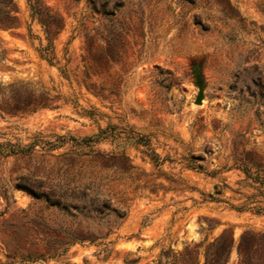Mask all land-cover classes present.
Wrapping results in <instances>:
<instances>
[{
  "label": "rangeland",
  "instance_id": "1",
  "mask_svg": "<svg viewBox=\"0 0 264 264\" xmlns=\"http://www.w3.org/2000/svg\"><path fill=\"white\" fill-rule=\"evenodd\" d=\"M0 264H264V0H0Z\"/></svg>",
  "mask_w": 264,
  "mask_h": 264
},
{
  "label": "trees",
  "instance_id": "2",
  "mask_svg": "<svg viewBox=\"0 0 264 264\" xmlns=\"http://www.w3.org/2000/svg\"><path fill=\"white\" fill-rule=\"evenodd\" d=\"M41 23L45 26V31H46V35H47V40H48V44L44 47L41 48L43 51H45L44 55H47L48 50L50 49V47L53 46V39H52V28L51 25L48 24L47 21L41 19L40 20ZM61 28V27H59ZM125 158H127V156H125ZM79 190V189H78ZM78 194V191H77ZM79 194H85V191H80ZM37 196H41V194H37ZM81 195V196H82ZM47 198L51 201V198L49 195H46ZM53 204H58L59 201H53ZM99 212H105V215L107 216L110 213H115L117 217H121L124 216L126 213L124 210H122V208L118 207V206H111V202L110 199H104L103 204L97 209ZM112 229H109L108 232H106L105 234L101 235V236H92L91 233L88 232H84L83 230H79L77 232H75L74 234H72L70 240L68 242H66L67 244L71 245L74 244L76 242L79 241H85V240H97L99 237H107L109 235V233L111 232ZM257 233L254 232H246L244 234H242L241 236V240L240 243L238 245V252L240 255H242L243 252H251V249L253 247H255L257 245ZM218 240H220L221 245V249L225 250L227 249V252H229L234 244V234L231 231L230 233H228L227 230H224V232L218 237ZM249 249V250H248ZM66 248L62 250V252H54L53 254H50V256H55V255H60V254H64ZM24 260H37V259H44V254H27L26 256L23 257ZM220 258H218L219 260ZM219 262V261H218ZM242 262L245 263V259L242 260ZM220 263V262H219Z\"/></svg>",
  "mask_w": 264,
  "mask_h": 264
},
{
  "label": "water",
  "instance_id": "3",
  "mask_svg": "<svg viewBox=\"0 0 264 264\" xmlns=\"http://www.w3.org/2000/svg\"><path fill=\"white\" fill-rule=\"evenodd\" d=\"M201 100H202V94L199 96L197 102H201Z\"/></svg>",
  "mask_w": 264,
  "mask_h": 264
}]
</instances>
